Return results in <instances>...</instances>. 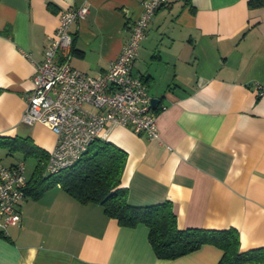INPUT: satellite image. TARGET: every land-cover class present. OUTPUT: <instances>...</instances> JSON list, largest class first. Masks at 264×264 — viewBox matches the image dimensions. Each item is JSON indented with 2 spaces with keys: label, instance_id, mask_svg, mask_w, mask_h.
<instances>
[{
  "label": "crops",
  "instance_id": "crops-1",
  "mask_svg": "<svg viewBox=\"0 0 264 264\" xmlns=\"http://www.w3.org/2000/svg\"><path fill=\"white\" fill-rule=\"evenodd\" d=\"M142 0H0V162L40 158L55 133L21 121L35 67L59 14L83 4L71 23L70 64L91 75L118 56ZM166 0L154 13L132 74L155 99L158 137L114 125L106 140L126 151L121 183L127 201L169 200L180 229L234 227L240 249L264 247V0ZM154 107V106H153ZM27 138L24 156L8 139ZM47 180L42 184L46 185ZM17 225L0 230V264H216L211 244L173 259L155 255L148 227L120 225L98 203H82L58 184L27 193Z\"/></svg>",
  "mask_w": 264,
  "mask_h": 264
},
{
  "label": "built area",
  "instance_id": "built-area-1",
  "mask_svg": "<svg viewBox=\"0 0 264 264\" xmlns=\"http://www.w3.org/2000/svg\"><path fill=\"white\" fill-rule=\"evenodd\" d=\"M166 0H142L141 12L118 56L108 68L91 75L70 64L71 23L88 12L86 4L68 7L59 14L58 25L43 48V59L35 67L33 88L25 95L21 121L40 122L56 135L53 149L44 166L45 174H55L72 165L97 138H106L114 125L129 127L135 133L158 137L156 112L140 76L132 74L141 40L156 10ZM264 93V84H258ZM27 184L25 162L12 165L0 162V230L17 225L19 205Z\"/></svg>",
  "mask_w": 264,
  "mask_h": 264
},
{
  "label": "trees",
  "instance_id": "trees-1",
  "mask_svg": "<svg viewBox=\"0 0 264 264\" xmlns=\"http://www.w3.org/2000/svg\"><path fill=\"white\" fill-rule=\"evenodd\" d=\"M249 4L260 6L262 0H250ZM153 110L157 113L161 108L154 105ZM3 140L0 138L1 143H4ZM8 140L17 143L12 150H22L25 157L38 152L27 138L13 137ZM47 158L48 154L40 158L34 174L37 184L29 188L27 183L24 195L31 193L36 197L44 188L58 184L79 202L100 204L104 212L120 225L133 227L145 224L149 229L148 241L159 258H177L203 244H211L222 251L216 264H264V247L241 250L239 232L234 227L180 229L169 200L147 205L129 203L127 187L121 183L127 153L111 141L100 137L93 139L72 165L55 174L44 173Z\"/></svg>",
  "mask_w": 264,
  "mask_h": 264
},
{
  "label": "rangeland",
  "instance_id": "rangeland-1",
  "mask_svg": "<svg viewBox=\"0 0 264 264\" xmlns=\"http://www.w3.org/2000/svg\"><path fill=\"white\" fill-rule=\"evenodd\" d=\"M25 162V166L27 168V170H29V168H31L33 166V161L31 159H27Z\"/></svg>",
  "mask_w": 264,
  "mask_h": 264
},
{
  "label": "water",
  "instance_id": "water-1",
  "mask_svg": "<svg viewBox=\"0 0 264 264\" xmlns=\"http://www.w3.org/2000/svg\"><path fill=\"white\" fill-rule=\"evenodd\" d=\"M155 102H156V100L155 99H151V106H154L155 105Z\"/></svg>",
  "mask_w": 264,
  "mask_h": 264
}]
</instances>
